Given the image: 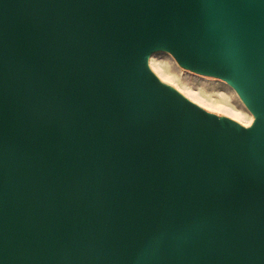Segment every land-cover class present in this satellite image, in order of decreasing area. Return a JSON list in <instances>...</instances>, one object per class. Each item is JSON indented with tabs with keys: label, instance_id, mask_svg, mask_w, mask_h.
<instances>
[{
	"label": "water",
	"instance_id": "obj_1",
	"mask_svg": "<svg viewBox=\"0 0 264 264\" xmlns=\"http://www.w3.org/2000/svg\"><path fill=\"white\" fill-rule=\"evenodd\" d=\"M0 264H264V0H0Z\"/></svg>",
	"mask_w": 264,
	"mask_h": 264
},
{
	"label": "rangeland",
	"instance_id": "obj_2",
	"mask_svg": "<svg viewBox=\"0 0 264 264\" xmlns=\"http://www.w3.org/2000/svg\"><path fill=\"white\" fill-rule=\"evenodd\" d=\"M160 51L162 52L154 53L152 54V56L155 58L157 64H162V65L169 64V66L173 70V74L170 76L172 77L173 81L176 83L175 85H179L183 89H185V87H190L200 92L202 94L201 96L203 97V99H206V101L217 103L222 108L235 107L237 108V110H239L242 113L243 119H250V117L253 116L251 110L241 99L237 91L227 81L219 78L200 75L189 69L186 70V68L185 69L182 68L176 62L175 58L170 53H168V51L166 50H160ZM150 66L153 69L151 62H150ZM204 108L216 112L218 114L227 115V113L224 110H221L219 112L216 109L211 110L207 107Z\"/></svg>",
	"mask_w": 264,
	"mask_h": 264
},
{
	"label": "bare ground",
	"instance_id": "obj_3",
	"mask_svg": "<svg viewBox=\"0 0 264 264\" xmlns=\"http://www.w3.org/2000/svg\"><path fill=\"white\" fill-rule=\"evenodd\" d=\"M157 52H162V51H156L154 53H157ZM168 53H170V52H168ZM170 54L173 56L172 53H170ZM175 60H176V58H175ZM150 62H151V65H152L153 69L158 73V75L162 78V80H164V81L176 86L181 92H183L185 95H187L189 98H191L192 100H194L198 104L202 105L203 107H207V108H209L211 110L212 109H216L219 112L221 110H224L227 113L228 116H231L232 118L242 122L246 126L251 125L252 122L254 121L255 117H254V114L252 112L251 113L253 114V116H251L250 119H243L242 118V113L239 110H237V108H235V107L222 108L217 103L206 101V99H203V97L201 96L202 94L200 92H198V91H196V90H194V89H192L190 87H185V89H183L179 85H175L176 83L173 81L172 77L170 76V75L173 74V70L171 69L169 64H164V65L157 64V62H156V60H155V58L153 56L150 58ZM176 62L179 64V62L177 60H176ZM182 68H184V67H182Z\"/></svg>",
	"mask_w": 264,
	"mask_h": 264
}]
</instances>
